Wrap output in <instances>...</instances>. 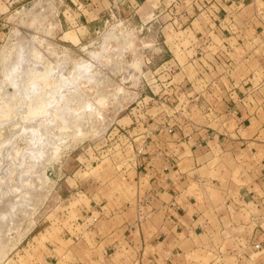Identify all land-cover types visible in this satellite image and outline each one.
Here are the masks:
<instances>
[{
  "label": "crops",
  "instance_id": "1",
  "mask_svg": "<svg viewBox=\"0 0 264 264\" xmlns=\"http://www.w3.org/2000/svg\"><path fill=\"white\" fill-rule=\"evenodd\" d=\"M116 1L78 8L98 17ZM151 3L168 16L170 87L122 111L119 152L79 156L42 233L64 248L40 264H264V0Z\"/></svg>",
  "mask_w": 264,
  "mask_h": 264
},
{
  "label": "rangeland",
  "instance_id": "2",
  "mask_svg": "<svg viewBox=\"0 0 264 264\" xmlns=\"http://www.w3.org/2000/svg\"><path fill=\"white\" fill-rule=\"evenodd\" d=\"M92 1L82 0L85 5ZM151 1L142 4L137 11L136 8H128L125 0L124 3L117 0L112 11H103L98 17L93 14L84 16L82 11L88 13L91 9L89 6L79 9L81 0H15L9 9L1 6V2L0 7L6 11L0 14V122L8 129L0 127L3 129H0V183L10 186L16 193L20 192L19 168L26 166L31 173L23 177L24 185L34 189L39 183L40 186L27 194L38 202L32 203L33 208L26 213L20 228L6 232L7 246L0 256V264H40V250H63L64 244L59 242L55 233H51L49 238L42 233L62 208L60 202L66 195L64 183L78 168L79 156L88 158L93 153L89 147L96 152L103 150L101 153L119 152L122 142L113 131H116L114 126L121 119L122 111L142 108L147 103L151 105L153 100L150 97L154 92L159 94L166 89L164 86L160 89V84H167L173 74L166 60L167 47L162 35L168 16L153 11ZM94 17L95 21L89 25L91 28L83 26ZM109 34L114 37L106 39L108 47L103 46V49ZM22 48L37 62L39 72H33L27 80L30 84L41 85V93L37 95L27 93L22 87L23 78H14L7 71ZM92 51L100 54L97 60L94 59L98 69L110 70L105 74L106 83L99 87L95 82L76 81V87L84 93V102L92 106L85 110L89 125L80 131L76 128L78 119L72 120L74 133L69 132L65 141L58 142L56 151L48 154L43 176L38 169L39 163L26 155L30 146L28 123L41 122L46 127L44 134L48 136L51 132L63 130L64 117L70 118L67 113L79 111L81 106L79 100H75L64 113L53 109L55 104H65V98L76 99L72 92L65 96L60 94L57 99L59 90L54 92L57 80L64 74L74 82L71 75L76 64L91 62ZM22 66L28 68L27 64ZM52 69L56 75H46V71ZM120 86L122 93L118 92ZM49 91H53L52 101L45 106L42 94ZM183 102L184 97L181 104ZM50 111L53 124L48 117ZM98 117H101V122L97 126L94 122ZM194 119L205 121L201 116H194ZM0 207L8 209L7 204L1 203Z\"/></svg>",
  "mask_w": 264,
  "mask_h": 264
},
{
  "label": "bare ground",
  "instance_id": "3",
  "mask_svg": "<svg viewBox=\"0 0 264 264\" xmlns=\"http://www.w3.org/2000/svg\"><path fill=\"white\" fill-rule=\"evenodd\" d=\"M31 5H29V6H31ZM29 6H27V7H29ZM104 48H107V46L105 44H104ZM99 55L100 54H98L95 51L91 52V58L93 60L97 59ZM35 63H37V62H34L32 60L30 53L27 52L24 48L22 51H20V54L18 55L17 60L16 59L12 60V64H10V67L8 66L9 70H7V71H9L10 74H13L14 78L15 77L23 78L22 87L25 89V91L27 93L28 92L29 93H35V95H37L38 92L41 93V91H40L41 85L39 83L30 84L27 81V80H29L28 78L30 77V75L33 72H39V70L36 68ZM22 64H27L28 68L24 69ZM105 66L108 68L110 67L109 65H106V64H105ZM107 71L105 72L104 70L98 69L97 64H95L93 61L88 62V63H83V64L77 63L75 68H74V71L71 75V78H74V82H71L70 76H65L64 74H62L61 79L57 80L58 83H57V86L54 90V92H57L59 90V93H57V99L59 98L60 94L62 96H65L67 93H70V92L75 93L76 99L72 100L69 97L65 98L66 99L65 104H63L62 106H58L57 104H55V106H53V109L57 110L58 112L64 113L65 111H67L70 108L71 104L75 100H79V106H81L79 111L67 113V114H69L70 118L67 116L64 117L63 120H64L65 124H64L63 130L60 133L51 132L50 133L51 136H48V135L44 134L46 127L43 126V124L41 122H30V123H28V127H27L28 132L27 133H28V136L30 137L29 138L30 146H29V149H28V152L26 155H27V158L31 159L36 164L39 163L38 169H39V171H41L43 176H45L44 163L48 159V157H47L48 154L50 152L54 153L56 151L57 147L59 146L58 142L59 141H65L64 139H65L66 135L68 136V135L74 133L73 129L75 128V123L72 120L73 119L76 120V118L78 119L79 124L77 125L76 128H77V130L80 129V131H81V128H83L84 126H86L88 124L89 116L85 114V110H87L88 107L92 108V106L90 104H87L86 102H84V93L81 90H79L78 87H76V85H75L76 81L77 80L78 81L87 80L89 83L95 82L98 84L97 86L102 87L103 84L106 83V77H105L106 75L105 74H107ZM46 72H47L46 75H48V76H50V75L55 76L56 75V72L53 71V69L47 70ZM11 77H13V76H11ZM17 81H16V83H17ZM13 82H12V84H13ZM16 83L14 82V84H16ZM17 84H19V83H17ZM20 86H19V88L18 87L17 88L20 89ZM14 89H16V88H14ZM121 91H123V88L120 86L118 88V92L122 93ZM52 93H53V91H49L47 93L44 92L42 94L43 99H44L42 101H45V104H44L45 106H46V104L48 106L51 104ZM20 94H21V92H20ZM22 96H20V97H22ZM26 99H28V97ZM33 99H34V97H33ZM14 100H16V98ZM38 101H40V99ZM48 115H49L48 117H49L50 123L53 124L52 123L53 115L51 114V111L48 113ZM100 119H101V117H98L95 120V122H94L95 125L98 126V124L101 122ZM2 125H3L2 122H0V127H2ZM5 126H7V125H5ZM2 128H7V127H2ZM2 128H0V129H2ZM69 129H71V130H69ZM69 132H70V134H69ZM92 132H94V130ZM19 172H20L19 173L20 178L18 180L19 181L18 187L21 188L20 192L16 193L12 190V188L10 186L0 183V205H1V203L8 205V209L0 207V237H3V239L0 238V244H1L0 256L2 253H5V249L7 246L6 245L7 242L5 241L8 238L6 235V232H10L12 229H16V230L19 229L20 226L22 225L23 220L27 217L26 213L28 212L29 209L33 208L32 203L38 202V200H35L34 198L28 196L27 194L30 192H33L38 185L40 186V183L38 185L36 184L37 186H35V189H34V187L33 188L26 187L23 183V181H24L23 177L25 178L27 175H29L31 173V170H28V168H26V166H23V167L19 168ZM5 176H6V174H5ZM14 212H15V214H14Z\"/></svg>",
  "mask_w": 264,
  "mask_h": 264
},
{
  "label": "built area",
  "instance_id": "4",
  "mask_svg": "<svg viewBox=\"0 0 264 264\" xmlns=\"http://www.w3.org/2000/svg\"><path fill=\"white\" fill-rule=\"evenodd\" d=\"M173 69H171L172 72L174 71ZM138 211H139V221H142L143 219L146 218V214L143 210L142 205H138ZM257 247L260 248V244H257Z\"/></svg>",
  "mask_w": 264,
  "mask_h": 264
}]
</instances>
